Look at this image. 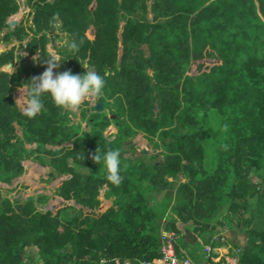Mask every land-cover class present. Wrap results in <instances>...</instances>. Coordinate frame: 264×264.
<instances>
[{"label": "trees", "instance_id": "obj_1", "mask_svg": "<svg viewBox=\"0 0 264 264\" xmlns=\"http://www.w3.org/2000/svg\"><path fill=\"white\" fill-rule=\"evenodd\" d=\"M93 1L26 0L36 2L33 23L40 35L33 34L25 49L28 55L39 49L38 62L23 61L11 74L0 70V182L10 184L20 176L22 161L31 154H46L54 172L48 181H56L49 199L58 200L39 209L36 203L47 194L27 201L0 195V264L158 260L159 182L181 172L193 182L180 184L182 197L197 198L206 213L222 209L225 218L237 219L256 193L264 211V0H177L170 4L166 24L171 36L165 39L159 37V0H95L91 8ZM16 10L15 0H0V30ZM57 18L70 41H82L76 52L59 48L66 53L60 65L82 75L87 62L104 75V92L118 94L116 132L104 136L110 123L106 116H95L90 129L79 132L80 126L67 123L66 111L48 93L34 118L16 105L13 89L26 86L47 67V32ZM24 35L20 25L3 39L22 40ZM51 39L57 47L56 37ZM11 48L0 54V66L13 58ZM138 131L156 149L162 141L161 161L123 155L124 146L133 148L130 136ZM65 142L71 144L57 151L45 147ZM32 143L34 149L25 147ZM207 144L216 146L222 175L197 179L205 169ZM98 146L102 152L120 150L119 185L107 181L101 165L89 158ZM252 165H260L254 171L258 183L248 177ZM109 197L113 203L100 213V200ZM257 214L253 210L247 218V242L238 264H264V218ZM29 247H35L39 261L26 257Z\"/></svg>", "mask_w": 264, "mask_h": 264}, {"label": "crops", "instance_id": "obj_2", "mask_svg": "<svg viewBox=\"0 0 264 264\" xmlns=\"http://www.w3.org/2000/svg\"><path fill=\"white\" fill-rule=\"evenodd\" d=\"M15 1L17 2V10L5 18V20L3 21V25H2L3 27L0 30V36L2 37L3 41H5L3 39V36L6 33H8L9 31H13L16 26H20V24L17 25V23H16L17 20L14 17H12L15 13L19 12L21 9L19 1L18 0H15ZM175 1H177V0L171 1L169 3V0H159V22H160V24H159V37L161 39H165L167 37L169 31H170V26L166 24V20L171 18L170 4L174 3ZM22 3L25 4V5H23L25 7L31 6V5L26 3V0H22ZM183 3H185V2H183ZM183 3H179L177 7H180L182 9H186V6ZM34 12H35V9H34ZM33 16H34V13L32 12L31 13L32 21H33ZM9 18L15 19V24H14L15 26L12 28L9 27V25H8V19ZM54 25L63 27L61 24V21L58 18L55 19ZM5 27H8L9 29L5 30ZM121 29H122V26L119 27V34L121 32ZM51 31L47 32L48 40L45 43V48L49 54V57H51L53 54H55V52L50 53V51H48V49H47V44L49 41L52 42L53 48H55V49L60 48L59 43H57L56 41L55 42L58 44V46L57 47L54 46V44H53L54 42L51 39V37L53 36L51 34ZM64 32H65V30H64ZM33 34L40 35V32H37V29H36L34 23L31 26V28H27V29L25 28V35H24L22 40H18L16 37H11L10 40L12 38H14V39L11 42V44L9 46H7V49L5 48L6 46H4L6 44H3L4 42L0 40V49H1L0 54L12 47L11 50H12V55H13L12 57L13 58L15 56V50H16L15 49L16 44L14 42L17 41L20 44V50L22 51L21 55H18L19 59H20V63L16 66L14 71H16L17 67L23 61H32L33 63L38 62L39 49H37L35 51V53L32 55H28L26 53V49H25V46L30 41ZM56 40H57V38H56ZM119 47H121L120 44H119ZM3 49H6V50H3ZM33 56H35V59H29L30 57H33ZM57 57H59V56H57ZM13 58L9 59L5 64L1 65L0 70L5 71V67L7 64L12 65L11 60ZM59 58L61 59V57H59ZM117 60L120 62V53H118ZM82 66H86L89 69L95 70V68L90 66L87 62H83ZM6 68H8V67H6ZM66 68H67L66 65H63V66L60 65L58 68H55L53 71H54V73H60V72L66 71ZM83 69H84V71H86V69L84 67H83ZM13 72H8V73L11 74ZM19 89H20V87H15L13 89V99L15 100V102H16V99L14 98V92H16V90H19ZM117 96H118V94L110 95V94L105 93L103 90L102 95L99 98H89V99L85 100L84 103H82V105L78 109L79 112H80V109H83V111H84L83 114H82V112H80V115H79L78 112L75 111L74 112L75 116H72L70 113V115H71L70 118L73 119L74 121L76 120V122L71 121V125H73V124L79 125L80 126L79 132L82 133V131H87L90 129V127H91L90 121L92 118H94L95 116H106L110 120V123H109V126L104 131L109 130V131H111V133L116 132L117 127L114 124V120L116 118V111H117L116 108L119 105H118L117 101H115L114 103H110V101L112 99L116 98ZM123 101H124V99L122 98V102ZM95 102H97L95 107H98V108L100 107L98 110H97V108L94 107ZM122 102H120V104ZM16 105L18 106L17 102H16ZM111 105H113L114 107L112 108ZM105 108L109 109V111L103 110ZM79 116L81 117L80 119H78ZM86 120L88 122H86ZM96 120L98 122H101V118H99V117H97ZM83 121H85V125L88 127V129L82 128L81 124L84 125ZM115 122H116V120H115ZM14 126H15V133L17 135H19L20 137H22L21 127L18 124H14ZM136 134H140L142 137L145 138V140L148 141V139L145 137L144 132L138 131ZM107 135L108 134H106L104 136H107ZM66 143H67V145H64ZM32 144H35V143H32ZM70 144H71L70 142H65V143H62V144L57 145V146H68ZM28 145H30V144H25V147H27ZM50 146H52V145H49V144L45 145V147L47 149H50V148H48ZM53 151H57V150H53ZM124 151H125L124 152V154H125L127 152L126 148ZM164 153H163V156H164ZM29 160H31V159H29ZM155 160H158V159L155 158ZM24 161H28V160H24ZM24 161H22V164ZM46 166L50 167L47 164H46ZM256 166L259 167L260 165H256ZM23 167H24V169L26 168V166L24 164H23ZM43 170H45V169H43ZM83 170H85V168H81V171H83ZM181 173H177L175 176L167 175L164 179L165 181L159 182V201L161 200V198H165L166 202L168 203V206H175V207L177 206L176 207L177 210L174 213H172L171 214L172 217L167 220L166 218L163 217L164 209L159 208V238H158L159 257H158V260L154 258L150 264H160L159 261H160V257H161V247L167 243L170 244V247L173 250V252L177 253L179 255V257L189 258L193 263H196V262H194L192 260V258L190 257L188 249H191L193 246L198 245L199 243H202L203 247L205 249V252H206L205 264H238V262L240 260L239 255H240L242 249L245 247L246 242H247L246 233L241 235L238 231H236V229H235L236 220L234 218L229 217L228 219L232 223H227L228 219L225 218V216H227L226 211H223L222 209H220V210H217L213 213V209H209V211L206 213L205 208H203L202 206H200L199 204L196 203L197 198L182 197L181 195H179V194H181L180 191H178L179 194L177 196V195H175L176 193L173 194L170 190H167V185H169V184H167L166 182L168 181L170 184L173 183L174 177L178 176V174L181 175ZM254 174L257 176L255 178L256 180L257 179L261 180L260 178H258L259 175L257 173H254ZM52 177L49 176V178H52ZM62 177L65 178V176H60L58 179L62 181L64 179ZM188 179H189L188 177L185 178V180H188ZM182 182H185V181H182ZM161 190H162V193L160 194ZM52 191H53V193H55V186L52 187ZM251 198H254V199L252 201H249V207L248 208H250L251 205H253V201H255L254 205L256 202L260 204V196L257 193L254 194L253 197H251ZM110 199H107V200H110ZM102 201H104V200H102V199L100 200L98 210L101 209L100 205L102 204L101 203ZM110 203L112 204L113 200ZM248 208H246V210ZM253 210L254 209H252L251 212H253ZM195 211H198L201 214L199 216H195L194 215ZM102 212L103 211H101L100 213H102ZM212 213H213V215H212ZM248 213H249V211H247V214ZM258 214H260V216H261V212L258 211ZM211 215L213 217H211ZM244 217H247V216L244 215ZM195 220H197L199 222L196 224L194 222ZM238 220H241V219H238ZM233 223H234V225H233ZM252 225H253V223H249V226H252ZM204 238H206V241ZM211 239H215V240L225 242L226 243L225 249L223 251L217 250L216 252L212 253L211 246L209 245V241ZM206 246H209V250H206ZM124 260H129V259H124ZM131 262H132V264H137V263H134L133 261H131ZM196 264H198V263H196Z\"/></svg>", "mask_w": 264, "mask_h": 264}, {"label": "rangeland", "instance_id": "obj_3", "mask_svg": "<svg viewBox=\"0 0 264 264\" xmlns=\"http://www.w3.org/2000/svg\"><path fill=\"white\" fill-rule=\"evenodd\" d=\"M20 3V11L15 13L12 17H14L17 21V25H22L24 26L26 29L27 28H31V26L33 25V21L31 19V13H34V9L36 6V2L34 4H31V6H23L25 4L22 3V0H18ZM51 1V0H50ZM95 1V0H94ZM92 2V4L90 5L91 8H94V6L96 5L95 2ZM18 3V4H19ZM123 23V22H121ZM8 27H5V30H8ZM51 34L57 38L56 42L59 43V47L62 49L67 48L65 41H70V38L68 37V35L66 34V32H64L63 27L54 25L51 31ZM50 34V35H51ZM167 36H171V35H167ZM51 37V36H50ZM120 38V37H119ZM14 38H12L9 41H3L2 37L0 36V40L3 41V44H6L4 46H6L5 48L7 49V46H9L11 44V42L13 41ZM17 42V41H16ZM14 42L16 45V50H15V56L14 58L11 60L12 65L8 68L5 67V71L7 72H13L16 68V66L20 63V59L18 55H21L22 51L20 50V44L17 42ZM2 44V45H3ZM144 46V45H143ZM142 46V47H143ZM3 49V50H6ZM47 49L48 51H50V53L55 52V55L59 56V57H63L65 56L66 53L60 51V49H55L52 46V42L49 41L47 44ZM1 51V49H0ZM7 51V50H6ZM29 59H35V56L30 57ZM73 59H75L73 57ZM118 62V60H117ZM3 69V68H2ZM4 70V69H3ZM148 73L151 75L152 71L151 69H147ZM21 95L19 90H16V92H14V98L17 100L19 98V96ZM116 101V99H112L110 101V103H114ZM101 103V102H100ZM18 104V107L20 108V111H22L21 106ZM97 104V102L94 103V107ZM92 105V104H91ZM90 105V106H91ZM87 107V106H86ZM89 107V106H88ZM111 107L113 108L114 106L111 105ZM97 108V110L100 108ZM66 111V115L65 118L67 120L68 124H71V121H74L73 119L70 118V116H75L73 111H69V110H65ZM105 111H109V109L105 108L103 109ZM78 114L80 115V112H82L83 114V109H80V112L77 110ZM71 113V115H70ZM199 114H205L200 112ZM81 117L79 116L78 119H80ZM129 122V120H127ZM76 122V120L74 121ZM84 125L81 124L83 129H88V127L85 125V121ZM86 122H88L86 120ZM18 127V126H17ZM111 131L106 130L104 132V135L110 133ZM83 138L87 139L88 137H86L85 134H82ZM130 144L133 145V148L130 145L124 146V148H126V153L124 154V156H129V157H136V156H141V157H145L143 158L147 163L151 162V160H153V158L158 159L159 161H161L163 159V153L165 152L164 148L162 147V141L159 140V151L153 147L152 143L145 140L144 137H142L140 134H135L133 136L130 137ZM169 139L165 138V142H168ZM87 144V143H86ZM35 144H30L27 146L28 149H34L35 148ZM216 146L213 145H209L207 144L204 148V159H205V169L202 170V174H197L195 175V178L200 179L204 176H214L216 173L222 175L221 171H218L217 169V160L216 156H215V152L213 151V149ZM145 148L147 150V154L144 156L143 154H141L142 149ZM35 152V151H33ZM158 153V155H157ZM33 156L30 158L31 160L28 159V161H24V165L26 166V168L24 169V172L17 178L13 179L11 181L10 184H6V183H2L0 182V195L1 196H9L10 198H17V199H25L26 195L28 194H33V193H37V192H41L40 195L43 194H47L45 195V197H41V203H36V206H38L39 209H43L44 207H51L52 204L54 203H58V200H50V196H52L53 191H52V187L55 186L56 181L54 180H50L48 181V176L46 175V171H53L50 167L46 166V167H42L39 164H49V156L46 154H42L40 153L39 157H36L35 154H32ZM154 156V157H151ZM45 158V162H43L44 158ZM258 168V166L256 165H252L250 166V168L247 170V173H249V178L254 180L255 183L260 182V180H256L255 178L257 177L254 173V171ZM45 169V170H43ZM242 173H244L242 171ZM264 173V170L263 172ZM187 178V176H185V173H181L178 174V176L174 177L173 179V183L167 185V190H170L173 194L176 193L175 195L178 196L180 191V184L183 183L182 181H187V185H193L192 180L189 178L188 180H185V178ZM64 178V177H62ZM22 182H25V185H21ZM184 190H185V186H184ZM162 193V190L160 191V194ZM39 195V196H40ZM181 196H183V193L179 194ZM111 197H109L108 199H110ZM46 199L45 203L44 200ZM254 198H249L248 201H252ZM27 201V199H25ZM32 200V199H31ZM113 200V198H111L110 200H105L102 201L100 207L101 209H99L98 211H104L106 209V207L108 205H110L111 201ZM258 201V200H257ZM253 201V205H251L250 208H248L247 210L245 209L243 211V214L235 219L236 220V224H235V229L236 231H238L241 235L245 233L244 228H246V225L248 224L247 218L251 215V210L254 209L256 211L261 212V216L262 218H264V211L263 208H261L259 205V203H255L254 205ZM177 207V206H176ZM175 206H168V203L166 202L165 198H161V200L159 201V208H163L164 212H163V217L166 218L167 220L170 219L172 217V213H174L177 209ZM247 211H249V213L247 214ZM247 216V217H244ZM258 215V214H257ZM241 219V220H238ZM227 223H232L229 219L227 220ZM250 223V222H249ZM234 225V223H233ZM209 245L211 246V250L212 253L216 252L217 250L223 251L226 247V243L223 241H219V240H215V239H211L209 241ZM189 250V255L192 258V260L198 264H205L206 262V252L205 249L203 247L202 243H199L198 245L193 246L191 249ZM35 251V247H29L26 250V257H30L32 259L38 258L39 261V256L37 253L34 252Z\"/></svg>", "mask_w": 264, "mask_h": 264}, {"label": "clouds", "instance_id": "obj_4", "mask_svg": "<svg viewBox=\"0 0 264 264\" xmlns=\"http://www.w3.org/2000/svg\"><path fill=\"white\" fill-rule=\"evenodd\" d=\"M80 43H77L76 40H72L71 42L65 41L67 48L71 52L78 51ZM45 63L47 65L45 71L40 75L33 76L27 81L26 86L20 87L19 89L21 95L16 102L21 106L23 115L28 118H34L43 110L41 98L45 93L50 94L53 103L57 107L73 112L77 111L85 100L99 98L102 95L106 83L104 75L86 66H83L86 71L82 75H74L71 70L54 73L53 70L61 64L60 58L55 54L47 58ZM157 150L159 151V149ZM120 157L121 153L118 148L108 149L102 152L98 146L89 158L94 163L101 165L100 169L103 171L107 181L114 185H119L123 180Z\"/></svg>", "mask_w": 264, "mask_h": 264}, {"label": "built area", "instance_id": "obj_5", "mask_svg": "<svg viewBox=\"0 0 264 264\" xmlns=\"http://www.w3.org/2000/svg\"><path fill=\"white\" fill-rule=\"evenodd\" d=\"M206 250H209V246H206ZM159 263L160 264H196L193 263L189 258L179 257L177 253L173 252L169 243L161 247V257ZM120 264H132V262H130L129 260H124ZM139 264H143V263L141 262Z\"/></svg>", "mask_w": 264, "mask_h": 264}, {"label": "water", "instance_id": "obj_6", "mask_svg": "<svg viewBox=\"0 0 264 264\" xmlns=\"http://www.w3.org/2000/svg\"><path fill=\"white\" fill-rule=\"evenodd\" d=\"M15 19H13V18H11L9 21H8V25H9V27H14L15 25ZM119 37H120V34H119ZM119 62V61H118ZM11 64H7L6 65V67H9ZM64 145H67V143L66 144H64ZM63 146H50V147H48V148H50V149H52V150H59L60 148H62ZM143 152L144 153H147L146 152V149H143ZM39 165H41L42 167H45L46 165L45 164H39ZM46 175L49 177H52L53 175H54V173H53V171H49V172H46ZM41 194V192H37V193H33V194H28V195H26V197H25V199H27V200H31V199H35V198H37L39 195Z\"/></svg>", "mask_w": 264, "mask_h": 264}, {"label": "flooded vegetation", "instance_id": "obj_7", "mask_svg": "<svg viewBox=\"0 0 264 264\" xmlns=\"http://www.w3.org/2000/svg\"><path fill=\"white\" fill-rule=\"evenodd\" d=\"M23 184H25V182H23Z\"/></svg>", "mask_w": 264, "mask_h": 264}]
</instances>
